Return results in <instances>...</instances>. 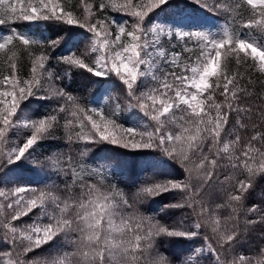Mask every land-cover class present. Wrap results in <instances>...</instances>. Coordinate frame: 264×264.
<instances>
[{"label": "snow or ice", "instance_id": "snow-or-ice-1", "mask_svg": "<svg viewBox=\"0 0 264 264\" xmlns=\"http://www.w3.org/2000/svg\"><path fill=\"white\" fill-rule=\"evenodd\" d=\"M0 27V264H264V0H0Z\"/></svg>", "mask_w": 264, "mask_h": 264}, {"label": "trees", "instance_id": "trees-1", "mask_svg": "<svg viewBox=\"0 0 264 264\" xmlns=\"http://www.w3.org/2000/svg\"><path fill=\"white\" fill-rule=\"evenodd\" d=\"M94 0H88V3H93ZM146 2V0H145ZM211 3V0H209ZM73 4L79 5L80 0H72ZM190 11L186 13L185 15L193 17L196 21L198 22H204L209 25H217L219 26L222 21L217 20L216 18L213 17L211 13H204L202 10L195 9L191 5H188ZM118 18L123 19V20H129V17L123 14H117ZM35 27V26H33ZM21 30L23 31H28V28L26 25L21 27ZM8 31L7 27H0V33H6ZM36 35H39V33H36ZM74 39H79V36L75 37ZM76 47H83V42H81L80 45H76ZM60 54V53H57ZM233 68L235 67L234 64L232 65ZM23 70H27L28 64H27V58L25 57V61L22 64ZM249 65H245V68H248ZM59 70V69H58ZM71 81V87L70 90L73 92L74 95H80L82 97H87L89 100L93 98V95L95 93V86L89 83L87 80L82 79L76 74H72L70 78H66L65 83H68V81ZM253 79L256 80V89L257 91L264 92V76H261L255 72H253ZM105 88L109 87L108 85L104 86ZM91 89L92 91H89ZM115 91V90H113ZM97 99H101V96L97 95ZM103 103V100H101ZM62 131L58 134H62ZM42 150L44 152H47L49 150V146L47 144L42 146ZM125 163H131L133 166V172L138 171V166L146 164L147 161L145 160L144 157L142 156H130L126 157L124 159ZM147 175H151V173H145ZM172 175H176V173H172ZM24 176L27 177L29 180H36L39 179V177H34L32 173L30 172H25ZM116 179L119 180H127V176L124 177H117ZM121 188H124V184L121 183L119 185ZM168 199H172V197H169ZM166 202V200L164 201ZM218 203L220 201H217ZM151 213L150 214H157L159 213L160 208L162 207L161 201H157L153 204H151ZM175 215H179V213H176ZM175 215H168L164 216L161 215L160 218L162 222L164 223H171L175 219ZM261 244V241L257 239L256 234H253L250 236L248 242L245 244L244 248L241 249V251L244 252L245 255H252L255 259H264V257L258 256V246ZM159 251L162 253H166L167 255H174V254H179L181 251V247L175 244H171L167 241H161L159 243Z\"/></svg>", "mask_w": 264, "mask_h": 264}, {"label": "rangeland", "instance_id": "rangeland-1", "mask_svg": "<svg viewBox=\"0 0 264 264\" xmlns=\"http://www.w3.org/2000/svg\"><path fill=\"white\" fill-rule=\"evenodd\" d=\"M25 222H30V221H25Z\"/></svg>", "mask_w": 264, "mask_h": 264}]
</instances>
